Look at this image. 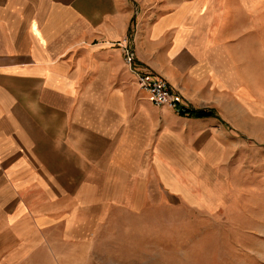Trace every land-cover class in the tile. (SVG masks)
Returning a JSON list of instances; mask_svg holds the SVG:
<instances>
[{"label": "crops", "instance_id": "0c3cea01", "mask_svg": "<svg viewBox=\"0 0 264 264\" xmlns=\"http://www.w3.org/2000/svg\"><path fill=\"white\" fill-rule=\"evenodd\" d=\"M255 1L0 0V264L89 257L100 211L152 210L153 193L199 207L205 147L186 146L217 140L215 67L233 3ZM126 38L140 69L215 115L155 106Z\"/></svg>", "mask_w": 264, "mask_h": 264}, {"label": "rangeland", "instance_id": "374dc122", "mask_svg": "<svg viewBox=\"0 0 264 264\" xmlns=\"http://www.w3.org/2000/svg\"><path fill=\"white\" fill-rule=\"evenodd\" d=\"M233 5L230 64L215 67L207 106L222 119L217 140L186 146L205 147L199 207L159 192L152 210L100 211L92 255L62 264H264V0Z\"/></svg>", "mask_w": 264, "mask_h": 264}, {"label": "built area", "instance_id": "2783aa9c", "mask_svg": "<svg viewBox=\"0 0 264 264\" xmlns=\"http://www.w3.org/2000/svg\"><path fill=\"white\" fill-rule=\"evenodd\" d=\"M125 63L136 78L141 90L148 93L151 101L157 107H168L177 114H182L188 110L181 93L173 88L164 78L153 75L148 69H140L136 65V52L132 46L130 38H126L118 43Z\"/></svg>", "mask_w": 264, "mask_h": 264}, {"label": "trees", "instance_id": "16d2710c", "mask_svg": "<svg viewBox=\"0 0 264 264\" xmlns=\"http://www.w3.org/2000/svg\"><path fill=\"white\" fill-rule=\"evenodd\" d=\"M188 114L190 116L196 117V118H206V117H211L215 115L214 110H199V111H194L192 109L186 110L183 112L181 115Z\"/></svg>", "mask_w": 264, "mask_h": 264}]
</instances>
